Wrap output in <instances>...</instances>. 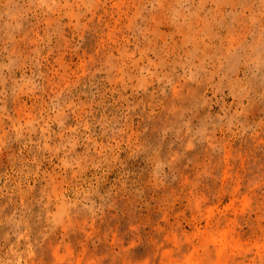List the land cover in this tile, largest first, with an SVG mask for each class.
<instances>
[{"label":"rangeland","instance_id":"rangeland-1","mask_svg":"<svg viewBox=\"0 0 264 264\" xmlns=\"http://www.w3.org/2000/svg\"><path fill=\"white\" fill-rule=\"evenodd\" d=\"M0 264H264V0H0Z\"/></svg>","mask_w":264,"mask_h":264}]
</instances>
